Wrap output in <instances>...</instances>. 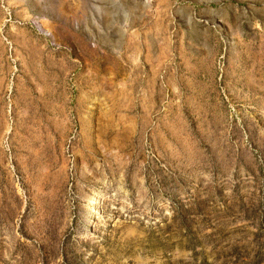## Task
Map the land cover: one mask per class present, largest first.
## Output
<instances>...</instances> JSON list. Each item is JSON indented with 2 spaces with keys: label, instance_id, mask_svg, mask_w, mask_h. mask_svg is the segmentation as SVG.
Returning a JSON list of instances; mask_svg holds the SVG:
<instances>
[{
  "label": "rangeland",
  "instance_id": "rangeland-1",
  "mask_svg": "<svg viewBox=\"0 0 264 264\" xmlns=\"http://www.w3.org/2000/svg\"><path fill=\"white\" fill-rule=\"evenodd\" d=\"M0 264H264V0H0Z\"/></svg>",
  "mask_w": 264,
  "mask_h": 264
}]
</instances>
